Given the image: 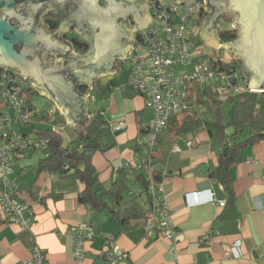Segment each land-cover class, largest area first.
Here are the masks:
<instances>
[{"label": "crops", "instance_id": "obj_1", "mask_svg": "<svg viewBox=\"0 0 264 264\" xmlns=\"http://www.w3.org/2000/svg\"><path fill=\"white\" fill-rule=\"evenodd\" d=\"M161 1L172 4L168 0ZM73 8L72 5L67 7L69 12ZM147 13L150 17L148 9ZM224 15L217 19L219 27L216 35L220 42L219 33L227 29ZM206 16L197 21L192 31L203 53L211 56L212 51L223 47L211 48L204 45L200 38L199 30ZM53 20L57 28L50 30L47 27L49 31H57L60 26V19ZM128 27H134L132 17H128ZM74 29L75 26H71L61 34V39L70 44L72 53L84 54L89 49V43L74 33ZM139 32L133 33L129 58L117 63L112 74L95 78L91 87L81 85L76 89L80 95L87 96V123L94 117L102 120L107 128L101 137L104 147L91 157L102 194L120 178L122 169L138 167L145 160L136 153L135 146L142 147L154 114L146 106L143 96L127 89L131 58L140 49L136 40ZM73 37L86 44L84 52L73 48L70 42ZM123 44H126L125 40ZM48 62L53 63V59ZM31 93L34 94L27 98L32 108L40 113V118H35L31 126L12 123L8 127L10 131L29 135L30 138H40L45 132H52L60 136L62 147L84 133L87 123L81 132L75 133L53 101L41 96L34 87ZM35 96L45 99L43 107H34ZM193 100L192 108L196 110L197 117L209 120V112L204 114L200 111L201 105L195 106V95ZM230 131L227 130V133ZM187 142L191 145L188 146ZM44 157L40 150L12 157L11 184L18 197L28 205L32 224L22 228L9 223L0 208V264L28 260L34 246L44 252L46 264H77L73 256L71 228L90 222L95 223L94 236L86 242L84 258L79 264H104L100 255L105 250L108 237L114 239L119 249L128 252V259L118 264H264V139L240 151L237 162L228 172L232 185V193L228 195L223 186L210 177L218 166V157L207 127L202 125L194 132L180 136L171 133L167 127L158 135L152 170L161 172L163 176L160 197L176 230L173 240L157 232V224L148 234L143 218L121 226L108 210L80 203L78 195L83 185L75 174L39 171ZM138 190V186H132L124 198L128 199L131 193ZM194 192L200 193L199 204L192 202L191 194ZM210 194L213 195L212 201L209 200ZM102 201L109 203L107 197ZM237 241L240 242L243 258H225L224 247Z\"/></svg>", "mask_w": 264, "mask_h": 264}, {"label": "built area", "instance_id": "obj_2", "mask_svg": "<svg viewBox=\"0 0 264 264\" xmlns=\"http://www.w3.org/2000/svg\"><path fill=\"white\" fill-rule=\"evenodd\" d=\"M150 25L139 32V50L131 58V69L127 89L145 98L146 106L153 111L151 127L142 140L147 153L143 170L152 194V213L146 220L149 234L157 224L168 240H173L176 230L168 209L160 197V184L152 180V160L156 140L167 127L172 116L190 111L194 105L196 90H210L216 99L228 100L243 93H260L239 85L237 71L230 60L213 59L203 53L192 31L197 21L206 16L203 0H194L187 7L182 4H167L161 0H147ZM228 26V24H227ZM235 30L231 24L227 29ZM238 62V61H237ZM31 86L20 82L13 73L0 70V208L9 223L27 228L32 224V214L12 187V157L26 152L47 148V140L30 138L29 135L14 133L8 129L14 123L31 126L40 113L29 103L27 91ZM118 127L117 129H120ZM190 146L191 142H187ZM176 150L177 147L174 146ZM264 182V179H263ZM264 187V183H263ZM212 194L209 200L212 201ZM193 204H199L200 193L191 194ZM220 205H223L221 203ZM95 223H79L71 228L73 233V256L79 264L84 258L85 244L94 236ZM30 258L17 264H46L44 252L34 246ZM104 264H118L128 259V252L119 249L112 237L107 238L101 253ZM223 256L240 260L244 254L240 242L225 246Z\"/></svg>", "mask_w": 264, "mask_h": 264}, {"label": "water", "instance_id": "obj_3", "mask_svg": "<svg viewBox=\"0 0 264 264\" xmlns=\"http://www.w3.org/2000/svg\"><path fill=\"white\" fill-rule=\"evenodd\" d=\"M168 1L186 7L194 2ZM203 1L209 6L203 9L207 16L199 30L204 45L222 46L241 62L248 89L264 93V0ZM69 5L74 6L70 12ZM147 9V0H0V70L13 73L53 101L78 134L88 116L87 96L76 89L91 87L95 78L112 74L117 63L129 58L133 33L151 23ZM223 14L232 18L237 32L230 44L221 43L216 35L217 19ZM44 16L61 20L57 31L47 29ZM128 17L133 19V29L128 27ZM71 26L89 43L86 53H72L70 44L61 39Z\"/></svg>", "mask_w": 264, "mask_h": 264}, {"label": "trees", "instance_id": "obj_4", "mask_svg": "<svg viewBox=\"0 0 264 264\" xmlns=\"http://www.w3.org/2000/svg\"><path fill=\"white\" fill-rule=\"evenodd\" d=\"M44 23L50 30L57 28V23L44 17ZM221 43L233 42L237 37L236 30L226 29L219 33ZM139 40V33L136 34ZM74 49L84 52L87 46L77 37L70 40ZM234 67H239L237 61L231 62ZM29 89L28 98L34 93ZM195 106L205 105L207 110L212 107L213 115L209 120L197 117L194 108L190 111L182 112L172 116L168 123V130L174 135H185L194 132L197 128L204 125L209 129L212 138V147L218 157V166L210 173V177L217 180L224 188V191L231 195L232 185L228 175L229 169L237 162L239 153L247 146H251L264 139V93H243L231 97L226 101L215 98L210 90H196ZM207 97V99H205ZM231 104L232 111L227 122L224 120V105ZM178 117H181L178 119ZM227 129H231L227 133ZM107 131L102 120L91 117L87 123L83 134L74 141L62 147L59 135L52 132H45L43 137L46 139L47 148L43 152L44 158L40 162L39 171L47 170L52 173L66 174L72 172L78 181L83 185L82 192L78 195L80 203L89 204L92 208H104L108 210L123 226L129 221L143 218L147 220L152 213V194L149 189V182L143 170V164L138 167L122 169L120 178L116 179L110 189L102 194L98 183V175L94 170L91 157L92 154L104 147L102 135ZM137 154L146 158L147 153L142 147L135 146ZM151 155V160H152ZM152 180L156 184L163 181L162 173L152 172ZM132 186H138L136 193H131L128 199L124 198L126 192ZM109 199V203L103 200ZM154 230V229H153ZM161 230L158 228L157 232Z\"/></svg>", "mask_w": 264, "mask_h": 264}, {"label": "rangeland", "instance_id": "obj_5", "mask_svg": "<svg viewBox=\"0 0 264 264\" xmlns=\"http://www.w3.org/2000/svg\"><path fill=\"white\" fill-rule=\"evenodd\" d=\"M223 21L226 22L228 24L227 27H229V25L232 23V18L229 17L227 14H225L223 17ZM210 57H212L213 59L230 60L231 55L224 48H219L218 50L212 51ZM239 64L241 66V62H239ZM237 81L239 85L245 86L243 76L241 75V72L239 70L237 71ZM33 101H34V107L39 109L44 106L45 99L35 96L33 97ZM200 108H201L200 111L204 114H207L209 112V115L211 116L214 113L213 112L214 110L212 109V107H210L208 111H207L208 107L205 105H201ZM231 111H232V105L225 104L224 105V120L225 121L229 120ZM227 130L229 132V129Z\"/></svg>", "mask_w": 264, "mask_h": 264}]
</instances>
